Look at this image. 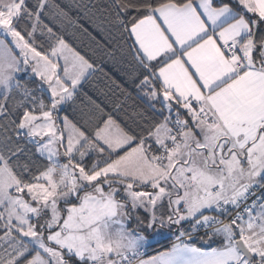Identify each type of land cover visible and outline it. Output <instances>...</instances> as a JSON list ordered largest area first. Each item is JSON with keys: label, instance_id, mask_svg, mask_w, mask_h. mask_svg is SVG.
I'll return each instance as SVG.
<instances>
[{"label": "snow or ice", "instance_id": "1", "mask_svg": "<svg viewBox=\"0 0 264 264\" xmlns=\"http://www.w3.org/2000/svg\"><path fill=\"white\" fill-rule=\"evenodd\" d=\"M0 264H264V0H0Z\"/></svg>", "mask_w": 264, "mask_h": 264}]
</instances>
